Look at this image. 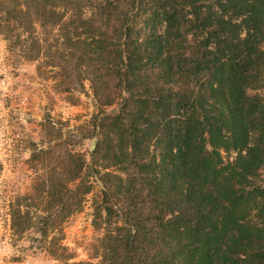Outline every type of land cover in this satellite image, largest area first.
<instances>
[{
	"label": "trees",
	"instance_id": "1",
	"mask_svg": "<svg viewBox=\"0 0 264 264\" xmlns=\"http://www.w3.org/2000/svg\"><path fill=\"white\" fill-rule=\"evenodd\" d=\"M0 35L99 111L77 135L41 125L15 235L95 264L63 228L99 186L97 264H264V0H0Z\"/></svg>",
	"mask_w": 264,
	"mask_h": 264
},
{
	"label": "rangeland",
	"instance_id": "2",
	"mask_svg": "<svg viewBox=\"0 0 264 264\" xmlns=\"http://www.w3.org/2000/svg\"><path fill=\"white\" fill-rule=\"evenodd\" d=\"M38 67L0 35V264H61L37 242L36 231L22 237L14 234L11 207L32 193L35 182L30 162L34 145L42 146L45 120L53 119L64 133L77 135V130L90 128L99 114L88 84L83 92L57 91L51 70L43 68L39 74ZM119 110L120 105L107 107L99 116L116 115ZM74 139L71 149L90 163L96 140ZM99 196L96 186L83 209L64 225L63 245L75 256L72 262L97 264L92 259L102 232L94 227L93 207Z\"/></svg>",
	"mask_w": 264,
	"mask_h": 264
}]
</instances>
